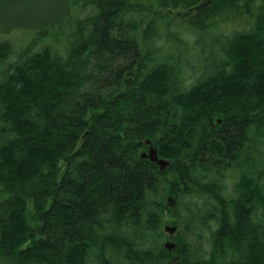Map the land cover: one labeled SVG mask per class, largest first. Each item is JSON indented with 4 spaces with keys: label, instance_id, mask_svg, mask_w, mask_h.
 I'll use <instances>...</instances> for the list:
<instances>
[{
    "label": "trees",
    "instance_id": "1",
    "mask_svg": "<svg viewBox=\"0 0 264 264\" xmlns=\"http://www.w3.org/2000/svg\"><path fill=\"white\" fill-rule=\"evenodd\" d=\"M91 2L88 28L8 64L0 82V264H88L90 256L111 264L108 251L127 264H264V222L253 216L258 207L264 214L260 179L242 174L235 200L222 194L224 171L248 166L264 143V0H210L194 11L203 29L240 7H254L259 24L227 35L226 55L184 90L172 87L175 45L165 52L167 36L159 41L168 18H180L170 8L202 0ZM158 7L169 12L143 26ZM11 49L1 41L0 58ZM146 140L169 159L164 169L142 156ZM205 192L219 204L218 215L206 214L219 222L207 258L187 257L179 242L138 250L123 232L176 223L163 219L164 197ZM174 252L182 260L172 263Z\"/></svg>",
    "mask_w": 264,
    "mask_h": 264
},
{
    "label": "rangeland",
    "instance_id": "2",
    "mask_svg": "<svg viewBox=\"0 0 264 264\" xmlns=\"http://www.w3.org/2000/svg\"><path fill=\"white\" fill-rule=\"evenodd\" d=\"M91 1L0 0V42H9L12 46L9 54L6 57L0 58V82L7 74L6 68L8 64L19 62L23 55L37 53L45 46H49L52 49L61 48V45H63L61 43L65 42L67 36L71 40L72 32L76 27L78 30L88 28L89 22H87V18L95 13ZM148 1L150 0H146V2ZM180 7L183 6L180 5L179 7L169 9L172 10L170 14L177 12L175 15H180V18H168L170 20L165 24L164 27L166 29L163 35H161L162 40L159 42H163L167 36L169 42H167V47L164 49L165 52H170V49L175 45V59L172 58V62L176 61L180 73L173 79L172 87L184 90L197 78L214 70L217 64L215 61L217 57L214 56L226 55L227 35L233 34L234 31L239 29H251L250 24L257 18V10L251 7L249 11H246L240 7L232 13V17L231 13H228L224 18H219L217 26L213 24V26L211 25L207 29H203L198 25V15H195L194 11H191L190 14H194L190 18H187L188 14L181 15V13L185 12L186 8ZM166 9L165 7H158L155 10L151 8V14L145 17L143 26L151 18L162 16L157 10L165 11V13L169 12ZM255 23L256 25L259 24L258 18ZM143 26H141L137 33V42L140 48H143L141 38ZM152 31L155 32V30ZM180 40L183 41V47L181 44H178ZM201 52L206 54L202 55ZM158 60L164 61L166 59L164 55H159ZM3 125L6 126L0 119V142L7 138L6 131L4 129L2 131ZM257 148L258 150L252 153L250 166L244 165L239 171L235 168L224 171V175L222 176V194L227 200L230 197L232 201L235 200L238 192L237 180L242 174H247L249 177H258L264 187V172L261 171L264 166V143L262 145L258 144ZM147 151L148 148L143 150L142 153ZM243 169H245L246 173H244ZM210 177L217 178V172L214 170V173H210ZM205 193L203 197H179V201L174 199L172 202L167 201L169 195L164 197L168 208L163 212V219L171 222L176 221V223H169L176 226V230L172 235H169L168 231L164 230V225L168 224L166 222L158 229L144 227L134 230L133 228L126 227L123 229V232L135 241V249L138 250L146 251L150 249L153 254H156L158 251H161L166 240H171L179 242V248L183 245V248L187 249V254L189 255L187 257H191L192 259L207 258L210 255L214 241L213 231L217 228L219 222L215 217H208L206 214L211 212L218 215L219 204L209 193ZM259 209L261 208L258 207L253 216L257 219L261 217V220L264 222L263 211L262 213L259 212L261 215H258ZM228 210L233 220L235 211L230 201H228ZM262 232L264 233V231ZM107 254L111 264H127L128 262L122 255H116L112 251H108ZM113 255L117 258L115 261H113ZM170 260L172 263L182 260L181 253L174 252ZM88 264H101V262L97 258L90 256ZM130 264L164 263L163 261L151 260L144 257V261L140 260ZM221 264L230 263L225 258Z\"/></svg>",
    "mask_w": 264,
    "mask_h": 264
},
{
    "label": "water",
    "instance_id": "3",
    "mask_svg": "<svg viewBox=\"0 0 264 264\" xmlns=\"http://www.w3.org/2000/svg\"><path fill=\"white\" fill-rule=\"evenodd\" d=\"M209 2H210V0H202V2H200L199 4L193 5L192 7H189L188 9L184 10L185 12L181 13V15H184V14L189 15L191 13V11L200 10L203 7H205ZM145 143H147L149 145V148H148L147 152L142 154V156H146L150 160L155 161L160 169H164L169 164V162H170L169 159L158 157L157 147L152 146V143L150 140H146ZM169 201L172 202V200H169ZM164 230L168 231L169 235H172L174 233V231L176 230V226L171 225V224H166V225H164ZM163 245L168 251L175 249V243L171 240L165 241Z\"/></svg>",
    "mask_w": 264,
    "mask_h": 264
},
{
    "label": "flooded vegetation",
    "instance_id": "4",
    "mask_svg": "<svg viewBox=\"0 0 264 264\" xmlns=\"http://www.w3.org/2000/svg\"><path fill=\"white\" fill-rule=\"evenodd\" d=\"M126 74H127V76H124V77H123L124 80L128 79L129 77H131L133 73L131 74V73L129 72V73H126ZM166 241H167V240H166ZM174 243H175V242H174Z\"/></svg>",
    "mask_w": 264,
    "mask_h": 264
},
{
    "label": "bare ground",
    "instance_id": "5",
    "mask_svg": "<svg viewBox=\"0 0 264 264\" xmlns=\"http://www.w3.org/2000/svg\"><path fill=\"white\" fill-rule=\"evenodd\" d=\"M149 148V147H148ZM145 153V152H144ZM144 153H142V154H144ZM144 157H146V156H144ZM159 157V156H158Z\"/></svg>",
    "mask_w": 264,
    "mask_h": 264
}]
</instances>
